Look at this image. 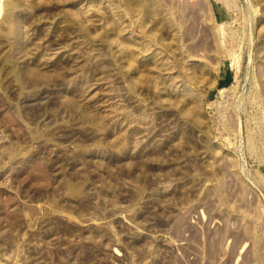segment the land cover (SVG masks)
I'll return each mask as SVG.
<instances>
[{
  "label": "rangeland",
  "instance_id": "obj_1",
  "mask_svg": "<svg viewBox=\"0 0 264 264\" xmlns=\"http://www.w3.org/2000/svg\"><path fill=\"white\" fill-rule=\"evenodd\" d=\"M0 264H264V0H0Z\"/></svg>",
  "mask_w": 264,
  "mask_h": 264
}]
</instances>
